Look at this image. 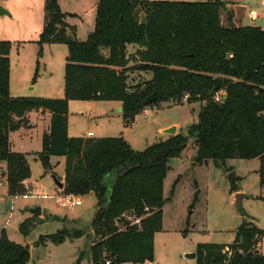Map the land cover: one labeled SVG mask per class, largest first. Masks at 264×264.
I'll list each match as a JSON object with an SVG mask.
<instances>
[{"label":"trees","instance_id":"trees-1","mask_svg":"<svg viewBox=\"0 0 264 264\" xmlns=\"http://www.w3.org/2000/svg\"><path fill=\"white\" fill-rule=\"evenodd\" d=\"M224 8L220 0H99L95 29L80 42L68 34H76L67 22L74 16L63 12L58 0H45L38 44L68 48L64 97L57 99L12 97L11 45L0 41V162L7 166L8 194H22L24 182L32 176L26 155L12 151L10 134L30 128V113H51L50 132L43 136L37 156L46 173H52L51 157L65 158V193L95 195L92 264L154 262L155 236L163 230L169 163L181 157L188 138L174 134L136 151L121 136L70 137L72 101L120 102L129 126L147 108L188 96V103H201L198 123L189 128L197 164L213 162L228 174L231 191H237L238 178L226 162L259 159L264 188V29L224 26ZM135 72L151 78L133 83ZM221 91L226 96L218 103L213 97ZM153 94L157 101L146 104ZM109 176H114L110 185ZM132 215L134 220H128ZM39 223L33 216L19 231L28 237ZM86 234L63 229L41 236L36 245H60ZM263 237L264 230L243 222L234 243L198 245L196 264H264L258 250ZM30 257L29 246L2 231L0 264H28Z\"/></svg>","mask_w":264,"mask_h":264},{"label":"rangeland","instance_id":"rangeland-1","mask_svg":"<svg viewBox=\"0 0 264 264\" xmlns=\"http://www.w3.org/2000/svg\"><path fill=\"white\" fill-rule=\"evenodd\" d=\"M59 1V0H58ZM99 0H60L63 12L77 13L81 17H70L67 22L77 29L75 35L78 41L85 42L94 31L92 20L84 16L90 7L98 6ZM142 1V0H136ZM148 1H183L209 2L212 0H148ZM238 8L244 6L264 14L261 0H220ZM59 3V5H60ZM9 15L0 16V41H8L10 52V91L14 98H63L64 97V68L68 56V48L64 44H45L40 47V40L45 24V0H0ZM251 22V21H250ZM249 22V23H250ZM258 22V23H257ZM257 24L264 27V16ZM259 23H262L259 24ZM93 25V26H92ZM77 27V28H76ZM42 49V50H41ZM129 50H134L129 47ZM41 52V55H40ZM105 52V51H104ZM107 53V52H105ZM133 83L142 79H150V74L135 72ZM139 113L135 121L127 126L123 117L122 103L106 101H72L68 117L71 134L82 137L83 133L93 131L96 138L123 137L136 151H143L148 146L165 141L170 137L163 133L170 128H176L177 134L188 138L187 148L180 158L169 163V172L164 182L163 230L156 237V255L153 263L145 264H196V260L186 258L187 254L196 253L200 244H232L236 240L239 227L246 222L251 227L264 230V188L260 185L258 169L260 160L233 159L226 162L238 180L237 191H231L228 174L215 167L209 161L206 165L196 162L197 147L195 140L189 135V128L198 123L201 110L200 102H162ZM32 121L35 127L32 131V141L29 149H41L43 121L41 114L34 112ZM94 137V138H95ZM12 151H18V136H10ZM36 154L30 155L28 161L32 171V181L52 186L51 194L57 188L53 174H47ZM64 163L56 170V178L63 175ZM114 176H109L107 184H111ZM177 182L175 189L173 186ZM244 195L241 207L237 206V196ZM83 205L74 210L62 209L64 216L70 220L77 219L76 226L72 223L49 221L39 224L28 238L21 236L34 245L32 258L41 260L40 264H77L91 259L89 246L97 240L93 235L88 239V246L81 254L74 250L75 245L66 242L48 246L36 245L42 235L55 234L58 230H91L97 211V199L91 194L82 197ZM35 200H19L16 205L33 203ZM41 204H53L48 200H40ZM11 206V203H9ZM6 209V202H5ZM10 210V209H9ZM128 220H134L129 216ZM77 231V230H76ZM93 234V233H92ZM23 242V240H22ZM36 242V243H35ZM26 245V242H23ZM260 252L264 255V237ZM130 264V263H127Z\"/></svg>","mask_w":264,"mask_h":264},{"label":"crops","instance_id":"crops-1","mask_svg":"<svg viewBox=\"0 0 264 264\" xmlns=\"http://www.w3.org/2000/svg\"><path fill=\"white\" fill-rule=\"evenodd\" d=\"M85 1L86 0H83V2H85ZM221 2L225 5V8L221 12V21H222V24L224 26H235V27L252 26L251 22L255 23L262 16H264V14H261L258 12H253L254 18H252L249 14V12L252 10H247L244 6H239L238 8H234V7H231L230 5L226 4L223 1H221ZM59 3H60V0H59ZM60 7H61V3H60ZM65 13H70V12H65ZM70 14H72L73 16H76V17H81L77 13H70ZM84 16L87 18L89 17L92 20V23L94 24L96 21V16H97V5L90 7L89 11H85ZM259 24L262 25V23H259ZM95 25H96V23H95ZM95 25L93 27L94 29H95ZM254 26H259L262 29H264L263 25L260 26V25L254 24ZM76 32H77V29H76ZM70 104H71V102H70ZM37 113L41 114V116H42L41 120L43 121V129H42V136H41V149L40 150L34 151V150L29 149L30 143L32 141V136H31L32 131H33V128L35 127V124L31 118L32 115L34 114V112L30 113L27 116L30 128H22L19 131L10 134V136H12L13 134L17 135L18 139H19V141L17 142L18 143V146H17L18 151L14 152V153H21V154L26 155L27 160L29 159L30 155L33 153L36 154L35 157H37V159H38L37 154L39 152H41V150H42L43 136L45 134H49L50 128H51V118H52L51 113H48V112H46V113L37 112ZM68 120H69V136L75 137L71 134V125H70L69 117H68ZM166 131L167 130H165L163 133H165L167 135ZM88 132H93V131H88ZM88 132L83 133L82 137H86ZM93 134H94V132H93ZM175 134H177V129H176ZM120 136H122V134ZM94 137H95V134H94ZM11 147H13L12 144H11ZM62 162L64 163V168H63L64 172H63V175L57 179L60 180V182H62L65 186V158L64 157H51L50 163H51V167H52V170H51L52 173H46V175L47 174H53L55 176L56 170ZM28 163H29V161H28ZM227 168H229V167H227ZM257 171H259V169ZM6 172H7L6 163L0 162V235H1L2 231H5L8 235V237L14 242L23 245L24 244L23 242L25 241L26 245L29 246V248H30V254H31L30 261L28 264H40L41 263L40 259L34 260L32 258V251L34 249V245L33 246L30 245L28 243V241L23 238L24 236L23 237L21 236V233L19 231V226L25 220L30 219L33 216H35L31 213V211L33 209H36V208L41 209V215L37 216L38 221L40 222L39 224L44 223V222H49V221H58V222L68 221V222L72 223V225L76 226L78 220L77 219H71L70 220L67 216H64L62 213L63 208L56 206L54 203L53 204H41L39 201L42 199H32L35 201L31 204L25 203V204L19 205V206L16 205L13 212H11L9 210L10 209V205H9L10 196L8 194V183H7ZM26 183L29 184L30 188L36 193H47L48 191H51L49 189H52V186L49 187L48 184L43 185V184H40L38 182L32 181V176L30 179H28L26 181ZM57 189H59V188L57 187L55 189V191H57ZM61 190H64V188ZM5 202H6V209H5ZM96 205H97V203H96ZM61 230H63V229H61ZM61 230H58V231H61ZM76 230H79V229H76ZM158 234H156V236H155V255H156V240H157L156 237ZM50 235H52V234H50ZM42 236H44V235H42ZM89 236H90V238H92L91 237V236H93L92 230L90 232H87V234L81 238L66 241V242L69 241L75 245L74 256H75V252L77 254H81L84 251V249L87 248ZM28 237H25V238H28ZM22 240H23V242H22ZM89 240H91V239H89ZM66 242H64V243H66ZM92 245H93V243L89 246V250H91ZM45 246H48V243H46ZM259 248H261V244H260ZM259 252H260V250H259ZM79 257H80V255H78L76 263H77ZM90 257H91V259L87 260V264H92V256H90ZM85 260L86 259L82 260L80 262V264H85L86 263Z\"/></svg>","mask_w":264,"mask_h":264},{"label":"built area","instance_id":"built-area-1","mask_svg":"<svg viewBox=\"0 0 264 264\" xmlns=\"http://www.w3.org/2000/svg\"><path fill=\"white\" fill-rule=\"evenodd\" d=\"M261 6L264 8V0H261ZM254 11H250L249 14L252 18H254ZM226 94L225 92L221 91L215 94L213 99L220 103L224 100ZM182 102H188V96H184L182 99ZM146 114H149V110L144 111ZM87 138H93L94 134L93 132H88L86 135ZM25 191L22 194L10 196V211L13 212L16 203L19 200H30V199H42V200H48L54 202V204L60 208L68 209V210H74L77 207H80L83 205V199L81 196H77L74 194H68L65 193L61 189H57V191L49 193H36L31 188L30 185L24 182L23 184ZM139 222V221H137ZM107 264H110L107 262Z\"/></svg>","mask_w":264,"mask_h":264},{"label":"water","instance_id":"water-1","mask_svg":"<svg viewBox=\"0 0 264 264\" xmlns=\"http://www.w3.org/2000/svg\"><path fill=\"white\" fill-rule=\"evenodd\" d=\"M2 15H9V12L2 5H0V16H2ZM156 101H157V96H156V94H153V95H151L150 97L147 98L146 104L154 103ZM166 133L169 134V135H174L176 133V128H170V129H168L166 131ZM53 180H54V183H55L56 187H58L59 189H63L64 188V184L62 182H60V180H58L56 178V176H53ZM243 197H244V195H242V194H239L237 196V206H238V208L241 207V200H242ZM31 213L33 215H35V216H40L41 215V209L40 208L33 209L31 211ZM186 258L196 260V253L187 254Z\"/></svg>","mask_w":264,"mask_h":264}]
</instances>
